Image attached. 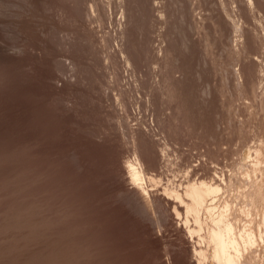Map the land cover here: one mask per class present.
<instances>
[{
	"label": "rangeland",
	"instance_id": "obj_1",
	"mask_svg": "<svg viewBox=\"0 0 264 264\" xmlns=\"http://www.w3.org/2000/svg\"><path fill=\"white\" fill-rule=\"evenodd\" d=\"M263 140L264 0H0V264H213L171 189Z\"/></svg>",
	"mask_w": 264,
	"mask_h": 264
},
{
	"label": "bare ground",
	"instance_id": "obj_2",
	"mask_svg": "<svg viewBox=\"0 0 264 264\" xmlns=\"http://www.w3.org/2000/svg\"><path fill=\"white\" fill-rule=\"evenodd\" d=\"M248 160L249 163L242 167L240 172L241 175L243 174L242 178H246L247 185L245 183L244 188V184L242 187L238 186L239 193L236 190L240 196L239 199L238 194L236 195L239 201L236 196V199L234 198L235 192L232 199L227 197L228 195L223 197L222 194L224 191L226 192L227 187L224 189L223 185L213 178L188 179L185 183L180 184L181 188L178 187L179 189L171 186L175 212L182 215V211L180 212L179 209H184L186 221L190 216L192 219L189 220H193L194 225H187V231L193 233L202 229L204 225L202 226L201 212L209 217L204 231L205 235L202 237V241L207 242L208 248L195 247L193 250L199 257L211 256L210 258L216 264H256L254 258L256 259L260 255L257 254V249L260 250L263 247L264 250V140L256 144L254 149L249 152ZM140 161L138 157H135L133 160L127 161L125 166H127L134 185L141 190L146 199H149L145 178L151 179L152 175L146 174ZM234 199L238 202H232ZM147 201L149 203V200ZM253 247L260 248H256L255 252L252 250ZM207 249L210 250V253ZM251 250L256 254H252ZM250 253L258 256H253L252 259ZM259 258V264H264V259L260 256Z\"/></svg>",
	"mask_w": 264,
	"mask_h": 264
}]
</instances>
